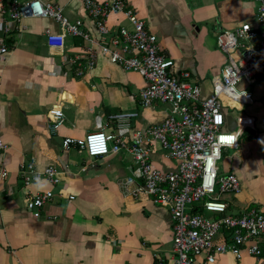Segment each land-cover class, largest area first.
<instances>
[{"label": "crops", "instance_id": "obj_1", "mask_svg": "<svg viewBox=\"0 0 264 264\" xmlns=\"http://www.w3.org/2000/svg\"><path fill=\"white\" fill-rule=\"evenodd\" d=\"M44 1L62 7L70 20L80 19L91 40L101 39L81 0ZM126 3L156 35L161 51L173 60V68L190 72V80L199 86L202 96L210 93L225 62L217 35L243 23L255 24L259 6L258 0ZM6 23L9 31L4 33ZM119 26L131 25L122 13L110 15V33ZM47 28L59 31L51 18L13 21L0 10V41L7 46L0 59V138L5 146L0 150V165L7 170L0 181V264H172L168 210L145 194L131 195L125 186L126 177L132 175L131 156L124 152L89 157L76 142L63 147L65 138L76 141L90 132L116 130L108 122L112 113L135 111L137 116L130 124L134 130L162 120L168 105L154 101L141 107L138 91L144 79L127 71L140 79L134 81L132 90L117 88L127 86L125 70L104 56H98L92 69L76 76L69 58L83 59L88 41L66 35L61 55L48 48ZM134 75L127 78L133 82ZM249 90L252 100L246 103L247 111L241 110L244 104L241 112L232 111L228 118L233 120L230 129L238 113L251 117L253 127L243 132L236 148L223 150L218 163L220 173H234L240 183L237 193L222 197L227 214L232 215L248 207L264 210V72L255 76ZM55 105L62 109L64 121L50 132L47 111ZM247 130L252 135H244ZM151 158L162 169L175 166L158 145ZM30 161L39 170L54 167L60 186L45 179L24 184L20 169ZM47 189L54 196L35 217L25 199ZM212 264H264V253L260 257L244 254L240 259L221 254Z\"/></svg>", "mask_w": 264, "mask_h": 264}, {"label": "built area", "instance_id": "obj_2", "mask_svg": "<svg viewBox=\"0 0 264 264\" xmlns=\"http://www.w3.org/2000/svg\"><path fill=\"white\" fill-rule=\"evenodd\" d=\"M0 1L1 14L7 19H53L59 31L45 29V41L58 54H63L66 35L88 41L83 59L69 58L76 76L92 69L98 56H104L144 79L138 91L141 107L154 101L168 105L162 120L134 130L130 124L137 116L135 111L112 113L108 122L115 124L116 130L90 132L76 141L65 138L63 147L76 142L89 157L124 152L131 156L132 175L126 177L125 186L131 195L145 194L168 210L172 264H212L218 255L227 253L236 259L244 254L263 255L264 210L248 207L241 214H227L222 197L237 193L240 183L234 173H220L218 163L222 151L236 148L243 132L253 127V119L242 113L234 116L233 129H227L226 123L229 113L251 102L252 93L247 87L264 72V0H258L255 24L243 23L217 35V47L225 53V62L206 96L191 82L188 70L173 68V60L161 51L156 35L127 7L126 0H81L84 12L101 36L99 41L91 40L82 21L64 16L57 4L44 0ZM117 13H122L131 26H119L111 34L107 19ZM3 31H9L7 23ZM6 52L7 46L0 41V59ZM47 118V129L55 132L63 124L64 113L55 105L47 111ZM154 145L175 162L174 167L162 169L153 162ZM1 149L5 146L0 138ZM20 173L24 184L45 179L60 186L59 172L52 166L39 170L30 161ZM6 176V168L0 165V181ZM53 196L51 189L28 195L26 208L39 217L40 209Z\"/></svg>", "mask_w": 264, "mask_h": 264}, {"label": "rangeland", "instance_id": "obj_3", "mask_svg": "<svg viewBox=\"0 0 264 264\" xmlns=\"http://www.w3.org/2000/svg\"><path fill=\"white\" fill-rule=\"evenodd\" d=\"M123 74H124V76L126 77L125 78V83H126V85L127 86H123V85H117V88H119V89H123V90H126V88H129L130 90H132L133 89V87H134V81H137V80H139L140 78L137 76H135L134 74H131V72H127V71H125V73L124 72H122ZM131 75H134L135 77L133 78V82H131L127 77L128 76H131ZM252 84H253V82H252ZM252 84H250L248 87H247V89H250V87H251V85ZM230 103V102H229ZM231 104V103H230ZM247 106H248V104H245L244 106H243V108L241 109L242 111H247ZM246 109V110H245ZM238 112H241L240 111V109H238L237 110ZM228 128L230 129L232 126H233V120L229 117L228 118ZM222 153H223V151H222ZM223 159V158H222ZM207 214V216H212L211 214L212 213H209V212H207L206 213Z\"/></svg>", "mask_w": 264, "mask_h": 264}, {"label": "trees", "instance_id": "obj_4", "mask_svg": "<svg viewBox=\"0 0 264 264\" xmlns=\"http://www.w3.org/2000/svg\"><path fill=\"white\" fill-rule=\"evenodd\" d=\"M246 132H247V133H246ZM246 132L244 133V135L246 134V135H249V136H250V135H252V133H253L251 130H247ZM244 135H243V136H244Z\"/></svg>", "mask_w": 264, "mask_h": 264}, {"label": "bare ground", "instance_id": "obj_5", "mask_svg": "<svg viewBox=\"0 0 264 264\" xmlns=\"http://www.w3.org/2000/svg\"><path fill=\"white\" fill-rule=\"evenodd\" d=\"M127 4V3H126ZM8 20V19H7ZM88 32V31H87ZM74 38V37H73ZM4 40V39H3ZM108 117V116H107Z\"/></svg>", "mask_w": 264, "mask_h": 264}]
</instances>
